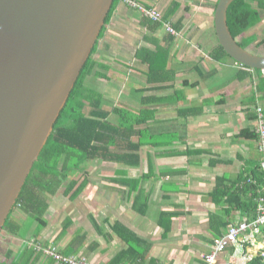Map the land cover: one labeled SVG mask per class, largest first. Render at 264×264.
Masks as SVG:
<instances>
[{
	"label": "crops",
	"instance_id": "0c3cea01",
	"mask_svg": "<svg viewBox=\"0 0 264 264\" xmlns=\"http://www.w3.org/2000/svg\"><path fill=\"white\" fill-rule=\"evenodd\" d=\"M128 2L167 17L164 22L179 28L178 36L167 34L163 26L151 30L146 17ZM215 4L216 0L118 1L99 40L98 52L104 61L98 62L107 65L108 71L102 72L105 78L94 73L88 76L85 85L99 92L102 104H111L110 109L116 104L123 108L120 104L130 102L150 104L139 109L154 111L149 122L152 134L167 135L176 143L164 148L141 147L137 165L89 161L85 167L88 183L74 201L63 196L64 185L70 180L80 183L83 176L73 168L68 170L61 191L64 200L58 196L60 188L54 194L48 193L47 227L35 237L37 223L32 222L23 240L8 233L1 235L6 247L0 261L11 252L7 263H12L36 240L41 249L55 248L60 256L87 264H203L202 256L212 250L214 240L229 225L249 221L251 216L216 204L211 193L219 179L235 180L255 165L264 171L256 138L260 121L264 124V91L257 90L264 73L215 57ZM159 46H165L168 74L160 75L164 80L155 76L158 79L149 84L144 51L153 53ZM245 72L250 75L247 77ZM185 89L195 92L182 95ZM150 98L153 101L149 102ZM164 111L168 116H159ZM110 116L108 121L116 124L117 119ZM165 151L167 154L159 155ZM98 167L105 173L97 174ZM65 203H71L73 209L64 215L59 231L52 237L54 207ZM16 213L14 221L22 225L28 222L21 211ZM162 214L166 216L163 221ZM221 221L226 224L219 228ZM115 224L147 243L145 256L132 253L117 258L128 246L114 232ZM263 242L262 237H257L256 244L240 242L230 246L218 260L247 264L246 256L256 258L263 251ZM139 249L144 251L145 247ZM28 263L61 264L51 256L36 253Z\"/></svg>",
	"mask_w": 264,
	"mask_h": 264
},
{
	"label": "water",
	"instance_id": "95a60500",
	"mask_svg": "<svg viewBox=\"0 0 264 264\" xmlns=\"http://www.w3.org/2000/svg\"><path fill=\"white\" fill-rule=\"evenodd\" d=\"M114 0H0V234L98 42ZM235 0L214 11L218 44L264 71L227 25Z\"/></svg>",
	"mask_w": 264,
	"mask_h": 264
},
{
	"label": "trees",
	"instance_id": "16d2710c",
	"mask_svg": "<svg viewBox=\"0 0 264 264\" xmlns=\"http://www.w3.org/2000/svg\"><path fill=\"white\" fill-rule=\"evenodd\" d=\"M118 1H113L98 42L84 65L65 107L54 125L53 132L37 162L34 164L0 236L8 233L23 240L30 224L36 222L37 233H35V237H37L39 232L48 225L45 219L49 208L48 193L54 194V191L61 188L67 179L65 173L68 170L73 168L77 172L82 173L83 176V180L80 183L70 180L63 190V196L67 197L70 201H74L83 193L88 183V173L85 167L89 161L100 159L103 161L137 165L140 159L138 151L141 147L164 148L176 143L168 138L167 135L152 134L149 122L153 119L154 111L151 108H141L137 112L118 107L105 109L102 104V95L85 85V79L88 76L94 73L98 77L105 78L102 72L108 71L109 67L103 63H99L93 56L97 53L99 40L104 36L106 26L111 20ZM218 1L216 0L215 8ZM261 11H264V0H235L229 6L227 25L232 37L240 40L239 44L242 48H246L254 41L255 36L246 38L245 34L262 21ZM146 19L151 24V30H156L162 26L159 22H152L148 18ZM162 20L166 22L168 18L165 17ZM175 29L178 31L179 28L176 27ZM260 44H264V38ZM153 54L155 53L146 50L143 55L145 63L148 64L145 77L149 84L158 78L164 80L160 75H164L165 77L168 74L166 69V53ZM214 55L219 60L221 58H230L219 44L214 49ZM242 67L250 70L245 66ZM252 71L257 74L264 73V71L260 70ZM245 75L248 77L250 74L245 72ZM155 76L158 78H154ZM257 90L264 91V78H260ZM148 100L149 102L153 101L152 98ZM141 105L147 106L150 104ZM86 108H88L87 113L85 112ZM111 114L117 116L116 124L108 121ZM133 138L136 141H133ZM256 138L259 139L258 134H256ZM165 154H167V151L159 155ZM73 159L75 160V164H72L71 167L69 162ZM245 195H249V197ZM263 197L264 171L260 169L259 165H255V168L251 172L235 180H227L226 177L219 179L211 193V198L216 204L225 205L230 211L238 210L245 216H251L248 222H252L256 218L258 201ZM146 205L147 202H145L144 211H146ZM17 210L26 216L27 223L22 225L14 221L13 214ZM225 212L227 213L229 210H225ZM142 213L144 212L142 211ZM161 217L163 221L166 216L162 214ZM224 224L226 222H219V228L224 226ZM113 230L128 246L125 253L117 257L119 260L123 259V257H128V255L130 256L132 253L139 257L146 255L148 251L146 242L137 238L131 231L120 224H115ZM166 231H168L167 228ZM35 241L28 245L24 252L18 255L17 259L10 264H29L28 262L31 261L34 253L43 255L42 249L37 251L39 244ZM142 245L145 247L144 251L139 249ZM10 256L11 252H8L4 260L0 261V264H8ZM119 260L116 261L115 259V262H119ZM151 262L150 264H156L153 261ZM247 264H264V256L260 253L256 258H252L251 261L247 262Z\"/></svg>",
	"mask_w": 264,
	"mask_h": 264
},
{
	"label": "built area",
	"instance_id": "2783aa9c",
	"mask_svg": "<svg viewBox=\"0 0 264 264\" xmlns=\"http://www.w3.org/2000/svg\"><path fill=\"white\" fill-rule=\"evenodd\" d=\"M128 4L152 22L161 23L167 34L172 35L174 37L178 36L176 30L172 28L169 23L163 22L162 15L155 9H147L144 6L136 4L134 2H128ZM257 133L259 135L260 152L263 154L264 160V124L261 121ZM257 237H262L264 239L263 198H260L258 201L256 218L252 222L242 221L238 224L229 225L226 232L219 238L214 240L212 250L208 254L202 256V262L203 264H238L232 262L220 263L218 257L221 254L225 253L230 246H238L240 242L242 244L245 242H250L251 244H254L256 242ZM38 249L41 250V247H38ZM262 249L263 251L261 252V254L262 256H264V242ZM42 251L45 255L53 257L57 262L61 264H87L86 262L79 261L74 258L62 257L57 253L55 248L42 249ZM245 259L247 261H251V257L249 256H246Z\"/></svg>",
	"mask_w": 264,
	"mask_h": 264
},
{
	"label": "rangeland",
	"instance_id": "374dc122",
	"mask_svg": "<svg viewBox=\"0 0 264 264\" xmlns=\"http://www.w3.org/2000/svg\"><path fill=\"white\" fill-rule=\"evenodd\" d=\"M203 3H205V1H203ZM214 8V7H213ZM215 9V8H214ZM214 9H213V12H214ZM183 11H181L180 13L181 14H185L184 12L182 13ZM261 13H262V21L258 24V25H256L255 27H253L252 29H250L249 31H247L246 32V34H245V37L246 38H248V37H251V36H255V39H254V41L250 44V45H248L247 47H246V49L248 50V51H250L251 53H253V54H256V55H260V56H263L264 55V44H260V42H261V40L264 38V11H261ZM240 41V40H239ZM100 42V41H99ZM99 46H101V44L99 43V45H98V49H99ZM157 46V45H156ZM206 48V47H205ZM207 50L209 49L210 50V48L209 47H207L206 48ZM161 50V51H160ZM163 50L164 51H166L165 50V46H159V48L158 49H156L155 51H153V53H155V54H153V55H156V54H160L161 52L163 53ZM160 51V52H159ZM158 52V53H157ZM100 56V54H99V52H98V50H97V53L93 56V58L95 59V60H97V61H101L104 57L102 56H100V59H98V57ZM226 60H230L231 62H234L233 60H231V59H229V58H226ZM102 61H104V60H102ZM107 61V60H106ZM189 79H192L191 77L189 78ZM140 82V81H139ZM141 83V82H140ZM143 84V83H142ZM195 92V90H191V89H185V90H182V95H184V94H188V93H190V92ZM146 95H150L149 93H146ZM136 98V97H135ZM110 105L111 104H103V106H104V108L105 109H110ZM122 107L123 106H125V107H123L125 110H131V111H134V112H137L138 110H139V108L141 107V104H138L137 102H130V104H120ZM116 106L117 107H119V104H116ZM128 108V109H127ZM85 112L87 113L88 112V108H86L85 109ZM168 114V111H164L161 115H159V116H161V117H166V116H168L167 115ZM113 120H116L117 119V117H116V115L115 114H111V116H110ZM134 140V139H133ZM72 161L73 160H71V163H70V165H72L73 163H72ZM160 164H161V162H160ZM96 170H95V172L97 173V174H99V175H101V174H104L105 173V171L106 170H104V169H102V167H101V169H99V167L98 168H95ZM108 172H109V170H108ZM65 186V185H64ZM63 190V186L59 189V198L61 199V200H64L61 196H62V194H61V191ZM66 202V201H65ZM65 205V206H64ZM64 205H59V206H55L54 207V212H55V214H56V216H55V219H53L52 221L50 220V222L51 223H54L53 225L55 226V231L54 232H52V237H54V235L59 231V226L61 225V223H62V220L65 218V216H66V214H68V211L69 210H71V209H73V206H72V204L71 203H65ZM64 206V207H63ZM18 211V210H17ZM17 211H15L14 212V214H17L16 212ZM65 215V216H64ZM57 228V229H56ZM3 235V234H2ZM1 238V237H0ZM4 240L1 238L0 239V254L1 253H3L4 251H5V247H6V243H4L3 242ZM8 244V243H7Z\"/></svg>",
	"mask_w": 264,
	"mask_h": 264
}]
</instances>
